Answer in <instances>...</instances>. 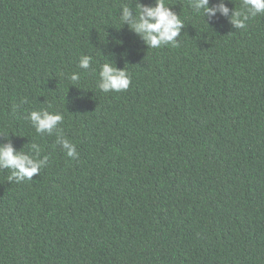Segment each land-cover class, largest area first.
Here are the masks:
<instances>
[{
  "label": "trees",
  "instance_id": "16d2710c",
  "mask_svg": "<svg viewBox=\"0 0 264 264\" xmlns=\"http://www.w3.org/2000/svg\"><path fill=\"white\" fill-rule=\"evenodd\" d=\"M193 3L165 0L178 46L148 48L121 17L156 0H0V146L48 157L0 169V264H264V14ZM106 62L127 90L98 88ZM34 110L64 119L37 133Z\"/></svg>",
  "mask_w": 264,
  "mask_h": 264
},
{
  "label": "clouds",
  "instance_id": "9594fccd",
  "mask_svg": "<svg viewBox=\"0 0 264 264\" xmlns=\"http://www.w3.org/2000/svg\"><path fill=\"white\" fill-rule=\"evenodd\" d=\"M193 8L197 13L201 10L203 14L215 16L217 11L228 16L230 9L221 3L218 7H209V0H194ZM242 8L244 11L236 10L230 17V23L235 28L246 27V22L257 15L264 14V0H243ZM138 15L133 17L132 11L128 6L123 7V22H128L129 26L142 36L148 48H159L163 45L172 44L178 46L177 37L184 28V22L172 9L165 4V0H156L155 6H137ZM92 57L84 55L80 58L79 67L89 69ZM100 80L98 88L104 92H120L127 90L131 84V76L124 69L114 66L112 63H104L100 70ZM70 80L75 84L80 80L79 73H73ZM31 122L37 133H51L63 121L64 117L60 113L49 111L34 110L26 117ZM62 144L67 156L76 158L77 148L67 138L58 141ZM36 146L33 145V148ZM48 157L43 160L37 156L26 154L17 150L8 143L0 146V169H10L9 181L17 183L24 180H31L39 174L40 170L46 165Z\"/></svg>",
  "mask_w": 264,
  "mask_h": 264
}]
</instances>
